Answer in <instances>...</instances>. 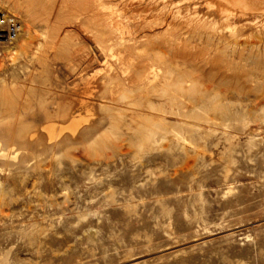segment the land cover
<instances>
[{"label": "rangeland", "instance_id": "374dc122", "mask_svg": "<svg viewBox=\"0 0 264 264\" xmlns=\"http://www.w3.org/2000/svg\"><path fill=\"white\" fill-rule=\"evenodd\" d=\"M209 1L0 0V264H264V16L213 28ZM153 63L196 83L181 112ZM64 107L89 121L50 143Z\"/></svg>", "mask_w": 264, "mask_h": 264}, {"label": "bare ground", "instance_id": "6f19581e", "mask_svg": "<svg viewBox=\"0 0 264 264\" xmlns=\"http://www.w3.org/2000/svg\"><path fill=\"white\" fill-rule=\"evenodd\" d=\"M28 1V0H27ZM33 1V0H32ZM168 1V0H167ZM199 1V0H198ZM177 2V1H176ZM183 2V0H182ZM16 3V2H15ZM27 3V2H26ZM32 3V2H31ZM207 3V1H206ZM19 4L21 5L22 3L20 1H17L16 5ZM33 5V4H32ZM31 5V6H32ZM208 5L211 7V8H214L216 10V12L218 13L217 15H219V18L217 19L216 17H213L210 19V17L207 16V19L205 20V23L203 21V23L205 25L209 24L211 27L213 28H216L217 24H219V22L222 21L225 23L226 26L229 25V28L230 30L231 29H234V26H232V24L235 22V18H237V16L239 15H246V14H254L255 17L254 18H257L259 16H264V0H212V1H209L208 2ZM29 6L28 4H23L21 5V8H23V10H25L24 12H30L31 13V10L29 9ZM30 6V8H31ZM188 7V6H186ZM209 7V8H210ZM33 9V8H32ZM196 9V8H195ZM22 11V10H21ZM20 11V12H21ZM35 11V9H34ZM33 11V12H34ZM109 12V11H108ZM115 13V12H114ZM24 14V13H23ZM29 14V13H28ZM32 14V13H31ZM34 14V13H33ZM118 14V13H117ZM123 16V15H122ZM211 16V15H210ZM32 17V16H31ZM110 17V16H109ZM112 18V17H111ZM193 20V19H192ZM184 21V20H183ZM195 21V20H194ZM48 23V22H47ZM108 23V22H107ZM126 23V22H125ZM221 23V22H220ZM223 24V23H222ZM235 24V23H234ZM113 24L111 23V26ZM203 26V25H202ZM223 26V25H222ZM114 27H115V30L116 31H120L121 33H124V31L126 30L125 28V24H122V23H116L114 24ZM201 27V26H200ZM113 28V26H112ZM183 28V27H182ZM208 28V27H206ZM205 28V29H206ZM210 28V27H209ZM124 29V31H123ZM201 29V28H200ZM204 29V28H203ZM211 29V28H210ZM222 29V28H221ZM224 29V28H223ZM222 29V30H223ZM235 30V29H234ZM217 31V29L215 30ZM55 32V31H54ZM204 32V31H203ZM234 32V31H233ZM232 32V33H233ZM260 32V31H259ZM52 33V32H51ZM120 33V34H121ZM49 35V34H48ZM122 35V34H121ZM222 35V34H221ZM116 37V36H115ZM99 38V37H98ZM119 38V37H118ZM220 38V37H219ZM125 39V38H124ZM119 40V39H118ZM103 41V40H102ZM121 41V40H120ZM225 42V41H224ZM159 44V43H158ZM151 45V44H150ZM18 45L17 46H14L12 47L11 49H9L10 51H8L9 53V56H15L17 53H18ZM217 48V47H216ZM123 49V48H122ZM218 49V48H217ZM133 50V49H132ZM263 51V50H262ZM120 55V54H119ZM174 56V55H173ZM195 56V55H194ZM121 57V56H120ZM175 57V56H174ZM107 58V57H106ZM118 58V56H117ZM162 58V57H161ZM122 59V58H121ZM160 59V57H159ZM165 59V58H164ZM153 59H151L150 61L148 62H152ZM0 61H2V58H0ZM157 61V60H156ZM169 63H170V60H168ZM159 62V61H158ZM172 62V61H171ZM174 63V62H173ZM145 64V63H144ZM149 64V63H148ZM164 64V62H163ZM172 64V63H171ZM170 64L169 67H172V65ZM147 66V64H145ZM162 65V64H161ZM160 65H157L155 63L151 64L147 70L142 74L140 80H139V86L138 87H144V90L145 88L146 89H149L150 87H153L154 89L156 88V86L159 84L158 82L160 81V89H157L159 95L158 96H164L163 98L166 97L167 99V104H168V107L166 109H161V111H164L165 113L167 112H170V110H177L179 112H181V109H184L185 108V105H186V99L187 97L190 98V97H195L198 96L196 93L198 92V89L196 87V83L194 84L193 82H189V80H185V79H177V80H171V76H172V71L173 69L171 68V70L168 68V70H166L165 68H163L162 66ZM121 66V65H119ZM130 66V65H128ZM132 66V65H131ZM126 67V66H125ZM131 68V67H130ZM143 68V67H142ZM123 69V68H122ZM126 69H128L126 67ZM145 69V68H144ZM125 70V69H124ZM123 71V70H122ZM131 71V69H130ZM137 72V70L135 71ZM135 72H133L135 74ZM127 74L126 70L124 71V74ZM129 73V72H128ZM131 73V72H130ZM129 73V74H130ZM123 74V73H121ZM139 75V74H137ZM179 75V74H178ZM190 75V74H189ZM128 76V74H127ZM140 76V75H139ZM113 77V76H112ZM115 77V76H114ZM111 78V77H110ZM123 78V77H122ZM139 78V77H138ZM137 78V79H138ZM176 78V77H175ZM190 78V77H189ZM136 79V80H137ZM124 80V78H123ZM122 81V80H120ZM125 81V80H124ZM132 83L133 81L130 80ZM137 81H135L136 83ZM121 83H124V82H121ZM137 83V84H138ZM127 84V83H126ZM136 84V85H137ZM124 85V84H123ZM135 85V84H134ZM199 86V85H198ZM126 87V86H124ZM137 87V88H138ZM149 87V88H148ZM158 87V86H157ZM134 89H137L135 87H133ZM152 88V89H153ZM159 88V87H158ZM129 89V87H128ZM127 89V90H128ZM132 89V88H130ZM124 90V89H123ZM122 90V91H123ZM138 90V89H137ZM153 91V90H151ZM131 92V91H130ZM156 92V91H155ZM205 92V91H204ZM128 93V92H127ZM154 93V92H153ZM199 93L201 94V92L199 91ZM204 94V93H203ZM202 94V95H203ZM124 95V94H123ZM201 95V96H202ZM125 96V95H124ZM200 96V95H199ZM200 96V97H201ZM205 96V94H204ZM207 96V94H206ZM209 96V95H208ZM4 98V97H2ZM208 98V97H207ZM205 99V98H204ZM5 100V98L3 99ZM203 100V99H202ZM208 101V100H207ZM6 102H3L1 103V105H4L6 104ZM63 105V104H62ZM150 105V104H149ZM151 105H153V103H151ZM150 105V106H151ZM59 106V104L57 105ZM154 106V105H153ZM197 106V104L195 105ZM71 108V107H70ZM69 107H64L63 109H61V117L62 116H67L69 117L68 119L70 120L68 122V124H66L67 126L62 125L61 126H58L56 122L54 121H50L45 127V131H46V136H47V139L48 141H50V143H57L59 137L62 135L63 131H65V129H67L68 131V134L67 136L68 137H75L77 135V132L80 130V128L89 121V118L90 117H87L86 115H82V114H78V115H74V111H73V114H72V111L70 110ZM152 108V107H150ZM214 108V107H213ZM215 108L216 109H219L221 108L220 106L216 105L215 104ZM154 109H157V108H154ZM158 110V109H157ZM65 118V117H63ZM60 119V118H59ZM66 119V118H65ZM64 120V119H63ZM159 120V119H158ZM162 121V120H161ZM143 122V121H142ZM149 122V121H148ZM155 123H157L156 126H158V121L156 122L155 120L153 121ZM211 122V121H210ZM143 124V123H142ZM152 124V123H151ZM144 125V124H143ZM149 125V124H148ZM151 126V125H149ZM147 127V126H146ZM144 127V128H146ZM10 128V127H9ZM149 129V127H148ZM148 129H145L143 131H146ZM20 131V130H19ZM161 131V130H160ZM159 130L155 129H150V131L146 134H147V139L150 141V142H155L158 140V135H159ZM1 132V131H0ZM1 134V133H0ZM144 133V135H146ZM23 135L22 134V138H23ZM20 136V140L22 139L21 138V135L18 134V137ZM29 136V135H28ZM31 136V135H30ZM10 137V136H9ZM8 137V138H9ZM12 138V136H11ZM2 139H0V157H11V158H17L18 156V152H16V150H14V153H13V149L10 148L9 150H5L3 149L1 143L2 142ZM7 139V137L5 138ZM4 139V140H5ZM10 139V138H9ZM16 140H18V138H15ZM24 139V138H23ZM7 141V140H6ZM24 142L27 141L26 139L23 140ZM9 142V140H8ZM14 142V140H13ZM22 142V141H21ZM6 143V142H5Z\"/></svg>", "mask_w": 264, "mask_h": 264}, {"label": "built area", "instance_id": "2783aa9c", "mask_svg": "<svg viewBox=\"0 0 264 264\" xmlns=\"http://www.w3.org/2000/svg\"><path fill=\"white\" fill-rule=\"evenodd\" d=\"M23 28L19 16L8 11H0V48L11 45Z\"/></svg>", "mask_w": 264, "mask_h": 264}]
</instances>
